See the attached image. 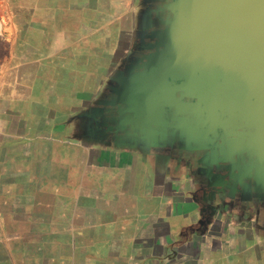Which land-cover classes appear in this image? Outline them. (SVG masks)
Listing matches in <instances>:
<instances>
[{"label":"crops","instance_id":"0c3cea01","mask_svg":"<svg viewBox=\"0 0 264 264\" xmlns=\"http://www.w3.org/2000/svg\"><path fill=\"white\" fill-rule=\"evenodd\" d=\"M152 2L12 0L0 19V264H264V226L201 211L172 139L101 134Z\"/></svg>","mask_w":264,"mask_h":264},{"label":"water","instance_id":"95a60500","mask_svg":"<svg viewBox=\"0 0 264 264\" xmlns=\"http://www.w3.org/2000/svg\"><path fill=\"white\" fill-rule=\"evenodd\" d=\"M159 11L153 42L100 110L101 134L220 137L232 158L226 175L203 188L202 205L211 207L226 177L252 170L264 184V0H162Z\"/></svg>","mask_w":264,"mask_h":264},{"label":"rangeland","instance_id":"374dc122","mask_svg":"<svg viewBox=\"0 0 264 264\" xmlns=\"http://www.w3.org/2000/svg\"><path fill=\"white\" fill-rule=\"evenodd\" d=\"M12 0H0V19L5 18L7 19V10L9 7H11ZM162 5V0L160 3V6ZM158 8H156L157 10ZM152 15L148 17V19L155 20V16H161V14H165L161 11H159L157 14L155 11H153ZM1 30V29H0ZM153 31V30H152ZM143 32L140 38V45L137 48V51L134 53L138 57L146 53L147 51V46L153 42L154 38L151 37V32ZM1 34V32H0ZM111 96H109L104 102V104H107V101L110 99ZM107 108V105L106 107ZM105 108H100V110H104ZM100 117L103 119L102 123L106 121L105 113L101 112ZM169 130V129H168ZM170 131V130H169ZM167 132V136L172 140H168L169 142L174 141V144H170L168 147H170V150L174 148L175 151L179 152V154L185 158L181 160V164L186 165L188 164V168L190 169L191 174L195 175V187L200 188H207V184L211 183L214 185L218 180V177H222L223 175H226L227 170L226 166L230 164V159L228 157L232 158L231 154L226 153V148L229 146L227 143L222 142L221 138L218 137L215 140H210L211 142L204 144V141H193L190 140L189 142H184V141H177L175 140L174 136L172 133ZM218 133H220L221 136V131L218 129ZM176 132H174L175 134ZM207 135L210 137L212 136V132L208 130V132H205ZM121 135V136H120ZM140 133H137L136 135L130 134H119L118 136L124 137V136H138ZM149 136H154L157 137L156 133L149 135ZM159 136V135H158ZM117 137V136H116ZM150 141L153 139L152 137L149 138ZM203 145H207V149H201L204 147ZM233 145V144H232ZM231 145V147H232ZM167 146V145H165ZM196 150H195V148ZM234 147V145H233ZM232 147V148H233ZM195 150V151H192ZM224 154V157H223ZM187 156V157H186ZM194 157V159H193ZM214 175L215 177L210 178L211 176L209 175ZM257 173L254 175L252 170H248L247 172H242L239 173L238 176H235L233 178H228L226 177L224 180V184L222 185V188L219 192H215L213 195L211 194V201L210 204L212 205L211 207L208 206V204L201 205L200 210L205 213L206 215L208 213H212L214 217V221L219 222V220H229L232 216H236L240 218L241 220L247 221V223H242L240 225H236V227L240 228H247L249 230L250 227L257 226L260 224V226H264V184L262 183L263 181L256 176ZM251 180V181H250ZM253 180V181H252ZM248 181L251 182L252 185V193L251 190L250 193L246 196V194L243 192L245 197L240 196V187L239 185H243L248 183ZM253 183V184H252ZM226 192V194L223 192ZM204 192V198L208 200V191H203ZM241 197V199H240ZM251 197V198H250ZM258 201H261L262 205H259ZM228 202V207L225 208V205ZM10 211L11 209L8 208ZM16 214L18 219L23 218L24 213L20 209H16ZM227 218V219H226ZM9 221H12V218H9ZM206 219L200 218L198 220V226L200 225H205ZM9 222V223H10ZM202 222V224H201ZM256 223V224H255ZM263 223V224H262ZM3 230L5 231H13V230H20L24 231L25 235L28 234L29 229L27 228L26 225H4ZM32 231V230H30ZM262 231V230H261ZM16 240L13 241L14 244ZM23 242H27V240H24ZM18 245V244H17ZM20 245V244H19ZM10 246V245H9ZM121 246V244H120ZM12 247V246H10ZM120 264H124L125 262L128 263L125 259H121ZM90 260L89 258L85 255L83 257V264H89ZM130 263V261H129ZM45 264V263H44ZM151 264V263H150ZM164 264H172L171 260H167L164 262Z\"/></svg>","mask_w":264,"mask_h":264},{"label":"flooded vegetation","instance_id":"af4514ba","mask_svg":"<svg viewBox=\"0 0 264 264\" xmlns=\"http://www.w3.org/2000/svg\"><path fill=\"white\" fill-rule=\"evenodd\" d=\"M154 1V3L152 2V4H150L151 6H153V9H156V8H158L159 6H160V3H161V0H153ZM163 14H161V16L159 15V16H155V20L153 19L152 21H153V24L155 25L154 26V29H156V27H158L159 25H160V22L162 21V19H163ZM153 29V30H154ZM209 176H211L210 178H213V177H215L214 175H209ZM251 181V180H250ZM250 181H248V183H246L245 182V184L243 185V187H242V184L241 185H239V187H240V196L242 195V197H245V195L243 194V192L246 194V196L250 193V191L249 190H251V193H252V191H253V189L251 188L252 187V185H251V182ZM253 181V180H252ZM253 184V183H252ZM249 189V190H248ZM226 194V192L224 191L223 192V194ZM251 198V197H250ZM240 199H241V197H240ZM258 203H260L259 205H262L261 204V201H258ZM228 207V202H227V204L225 205V208H227Z\"/></svg>","mask_w":264,"mask_h":264},{"label":"bare ground","instance_id":"6f19581e","mask_svg":"<svg viewBox=\"0 0 264 264\" xmlns=\"http://www.w3.org/2000/svg\"><path fill=\"white\" fill-rule=\"evenodd\" d=\"M1 27V26H0Z\"/></svg>","mask_w":264,"mask_h":264}]
</instances>
